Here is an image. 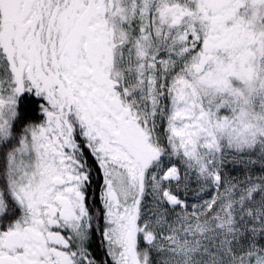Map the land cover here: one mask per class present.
<instances>
[{"label": "snow or ice", "instance_id": "obj_1", "mask_svg": "<svg viewBox=\"0 0 264 264\" xmlns=\"http://www.w3.org/2000/svg\"><path fill=\"white\" fill-rule=\"evenodd\" d=\"M0 264H264V0H0Z\"/></svg>", "mask_w": 264, "mask_h": 264}]
</instances>
